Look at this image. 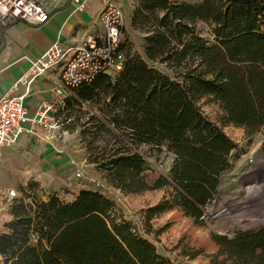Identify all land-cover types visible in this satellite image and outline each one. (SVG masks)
Here are the masks:
<instances>
[{"label":"trees","instance_id":"trees-1","mask_svg":"<svg viewBox=\"0 0 264 264\" xmlns=\"http://www.w3.org/2000/svg\"><path fill=\"white\" fill-rule=\"evenodd\" d=\"M132 1L142 53L122 40V70L72 89L58 115L64 130L79 128L86 163L107 186L124 195L166 189L145 222L179 210L199 224L238 150L222 127L264 132V0ZM202 99L218 108L216 121L199 108ZM154 152L172 162L149 183L145 154ZM17 192L0 232V264H176L98 189L66 200L28 181ZM210 240V264H264V225Z\"/></svg>","mask_w":264,"mask_h":264},{"label":"rangeland","instance_id":"rangeland-1","mask_svg":"<svg viewBox=\"0 0 264 264\" xmlns=\"http://www.w3.org/2000/svg\"><path fill=\"white\" fill-rule=\"evenodd\" d=\"M177 1L193 3L197 0ZM123 5L122 40L128 44L132 54H140L143 34L130 26L133 4ZM199 26L205 29L203 34L206 35V27L201 24ZM198 106L208 118L217 120L218 108L213 103L202 99ZM222 130L237 144L238 150L231 160L230 168L221 175L220 187L214 200L204 209L199 224H194L179 210L165 212L149 223L144 221V211L167 196L166 189L147 191L139 195H124L105 185L107 190H104V193L115 202L123 218L132 222L138 234L151 241L159 254L176 264H210L211 257L216 253L210 234H224L230 237L236 231L264 225V222H256L260 212H264V201L254 204L251 200L255 195L252 189L264 184V132L248 134L243 128L232 125L224 126ZM46 136L53 140L54 145L49 155L43 151V145L39 144L38 149L37 145L28 146L24 149L27 153L18 150V156L9 161L0 158V188L4 187L1 190L3 194L0 193V207L3 208L0 220L4 224L11 219L6 216L9 214L11 201L6 199L4 193L6 194L8 189L18 191L21 183L36 182L43 192H56L67 200L71 197L69 189L72 188L68 187V184L88 187L93 180L105 183L98 176L94 166H86V161H83L79 128L72 132L67 131L65 135L59 133L54 137L51 134ZM145 155L148 169L143 173L142 179L152 183L157 176L165 175L172 157L155 152ZM67 156L68 162L65 163L64 157ZM78 171L84 172L81 179L76 177Z\"/></svg>","mask_w":264,"mask_h":264},{"label":"built area","instance_id":"built-area-1","mask_svg":"<svg viewBox=\"0 0 264 264\" xmlns=\"http://www.w3.org/2000/svg\"><path fill=\"white\" fill-rule=\"evenodd\" d=\"M58 1L49 0V3ZM88 1L69 2L74 12L82 13ZM97 1L103 3L96 14L94 24L98 31L87 34L67 47L58 42L51 44L40 57L29 60L27 71L8 92L0 94V157L1 149L5 146L12 148L19 146V138L26 132V126L31 130L39 127L48 131L52 137L59 133L65 135L67 131L63 127L68 122L58 115L60 108L64 106L63 99L71 95L72 89L90 83L98 74L113 77L122 70L125 61L121 48L124 12L114 0ZM51 10L50 6L39 0H0V40L4 29L15 22H23L30 26L45 24L49 20ZM50 73L58 74L59 88L55 91L56 99L42 101L36 108L35 115L29 117L24 99L30 86L37 79ZM18 85L24 86L25 90L24 93L16 95L14 92ZM83 174V171H78L76 177L81 179L84 177ZM105 185L103 182L93 180L87 186L104 192L107 190ZM18 196L17 190L14 189L6 193L8 201Z\"/></svg>","mask_w":264,"mask_h":264},{"label":"crops","instance_id":"crops-1","mask_svg":"<svg viewBox=\"0 0 264 264\" xmlns=\"http://www.w3.org/2000/svg\"><path fill=\"white\" fill-rule=\"evenodd\" d=\"M39 1L50 6L52 9L49 15V20L45 24L41 26H30L23 22H15L6 27L1 35V95L8 92L13 84L27 71L29 67V60L40 57L51 44L58 42L62 46L67 47L84 38L87 34H92V32L98 31V27L94 26V24L96 14L103 4L101 1L89 0L85 11L82 13H76L73 11V8L69 2L70 0H59L53 4H50L49 0ZM114 1L122 7L123 12V3L133 4L132 0ZM57 88H59V80L58 74L56 73L47 74L33 82V84L30 86L27 96L24 99L27 115L29 117L34 116L36 113V108L42 101L55 100V91ZM24 90V86L18 85L14 94H22L24 93ZM46 134L50 133L39 127L31 130L29 126H26V132L23 133L19 138V146L14 148L5 146L3 149H1L0 158L9 161L13 157L18 156V150H22V153H27L24 149L28 148V146L35 145L38 146L37 149L43 145V151L48 152L47 155H49L52 151V148H54V145L52 142L53 140H51L49 137L47 138ZM39 144L41 145L39 146ZM80 151L82 152L83 161L85 162L86 153L84 148L81 147ZM64 158L65 163L68 162L69 156ZM26 159L29 158L26 157ZM88 165L89 164L86 166ZM97 174L101 178L100 173L97 172ZM24 184L21 183L20 185ZM67 186L72 187L69 189L71 192V197L68 200H71L80 189L87 188L83 185H76V187L72 184H68ZM3 188H0V193L2 194L3 192H1V190H3ZM4 195L6 194L4 193ZM1 211H3L2 206L0 207V212ZM6 216L11 218L9 214ZM3 224L4 222L0 220V232L3 229Z\"/></svg>","mask_w":264,"mask_h":264},{"label":"bare ground","instance_id":"bare-ground-1","mask_svg":"<svg viewBox=\"0 0 264 264\" xmlns=\"http://www.w3.org/2000/svg\"><path fill=\"white\" fill-rule=\"evenodd\" d=\"M252 192L255 194L252 197V199H251L254 204H259V202H261L262 200L264 201V184L263 185H260L258 187L253 188L252 189ZM256 222H258V223L264 222V212H260V214H259V220H257Z\"/></svg>","mask_w":264,"mask_h":264},{"label":"water","instance_id":"water-1","mask_svg":"<svg viewBox=\"0 0 264 264\" xmlns=\"http://www.w3.org/2000/svg\"><path fill=\"white\" fill-rule=\"evenodd\" d=\"M233 1L238 2V3H249L254 0H233Z\"/></svg>","mask_w":264,"mask_h":264}]
</instances>
